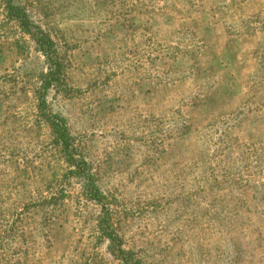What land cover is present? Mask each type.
Here are the masks:
<instances>
[{
  "label": "rangeland",
  "instance_id": "rangeland-1",
  "mask_svg": "<svg viewBox=\"0 0 264 264\" xmlns=\"http://www.w3.org/2000/svg\"><path fill=\"white\" fill-rule=\"evenodd\" d=\"M15 1L54 41L67 87L45 99L124 249L264 264V0ZM2 15L0 264H124L36 114L45 59Z\"/></svg>",
  "mask_w": 264,
  "mask_h": 264
},
{
  "label": "trees",
  "instance_id": "trees-1",
  "mask_svg": "<svg viewBox=\"0 0 264 264\" xmlns=\"http://www.w3.org/2000/svg\"><path fill=\"white\" fill-rule=\"evenodd\" d=\"M1 1L4 20L13 21L20 33L31 40L45 59L46 69L37 75L38 84L33 88L36 114L38 119L48 125L51 143L59 149L63 161L68 166V174L82 181L88 199L99 206L100 213L97 220L99 237L107 241L110 254L119 261L124 264H142L132 252L124 249L123 240L112 223L110 201L107 200V196L96 185L90 165L76 154L72 144L73 137L69 133L66 120L52 112L45 99L48 90L54 89L58 91L59 87L62 90L67 87L64 65L54 41L46 31L30 19L25 8L16 4L15 0ZM1 93L5 94L6 91H0ZM57 192L59 196L62 195L63 187H59ZM41 205L46 207L50 205V202L43 200ZM43 226L45 227V220L43 221Z\"/></svg>",
  "mask_w": 264,
  "mask_h": 264
}]
</instances>
